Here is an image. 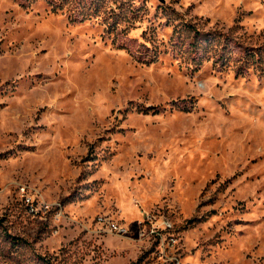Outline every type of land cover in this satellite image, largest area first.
Masks as SVG:
<instances>
[{
    "label": "rangeland",
    "instance_id": "1",
    "mask_svg": "<svg viewBox=\"0 0 264 264\" xmlns=\"http://www.w3.org/2000/svg\"><path fill=\"white\" fill-rule=\"evenodd\" d=\"M147 214L264 264V0H0V264H171Z\"/></svg>",
    "mask_w": 264,
    "mask_h": 264
},
{
    "label": "built area",
    "instance_id": "2",
    "mask_svg": "<svg viewBox=\"0 0 264 264\" xmlns=\"http://www.w3.org/2000/svg\"><path fill=\"white\" fill-rule=\"evenodd\" d=\"M108 225L112 230L127 232V228L116 221H109ZM172 229L174 225L169 219L165 217L156 219L154 215L147 214L140 222L139 236L143 239H154L159 245L161 258L170 261L171 264H180L179 256L173 251L178 240L174 233H170Z\"/></svg>",
    "mask_w": 264,
    "mask_h": 264
},
{
    "label": "trees",
    "instance_id": "3",
    "mask_svg": "<svg viewBox=\"0 0 264 264\" xmlns=\"http://www.w3.org/2000/svg\"><path fill=\"white\" fill-rule=\"evenodd\" d=\"M187 30H189V31H192L193 33H196L197 32V30L195 29V28H191V29H187ZM196 35V34H195ZM198 36V35H197ZM194 44H195V42H194Z\"/></svg>",
    "mask_w": 264,
    "mask_h": 264
}]
</instances>
